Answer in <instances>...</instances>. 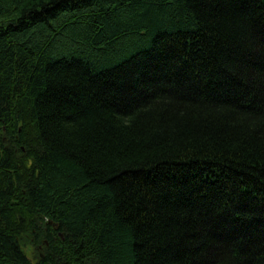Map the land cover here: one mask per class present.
Wrapping results in <instances>:
<instances>
[{"label":"trees","instance_id":"16d2710c","mask_svg":"<svg viewBox=\"0 0 264 264\" xmlns=\"http://www.w3.org/2000/svg\"><path fill=\"white\" fill-rule=\"evenodd\" d=\"M0 264H264V0H0Z\"/></svg>","mask_w":264,"mask_h":264}]
</instances>
